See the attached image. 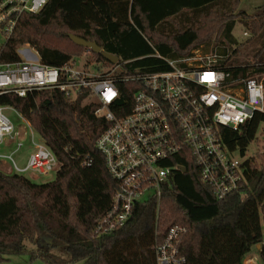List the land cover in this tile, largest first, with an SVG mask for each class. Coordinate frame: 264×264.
I'll return each instance as SVG.
<instances>
[{"label":"trees","instance_id":"obj_1","mask_svg":"<svg viewBox=\"0 0 264 264\" xmlns=\"http://www.w3.org/2000/svg\"><path fill=\"white\" fill-rule=\"evenodd\" d=\"M240 1L165 0L162 14L153 15L146 0H49L39 14L18 17L0 45V60L19 62L18 49L29 46L48 66L60 67L83 54L109 66L99 54L73 44L69 39L73 35L95 41L101 51L117 56V64L128 72L153 69L157 55L178 59L197 49L210 52L205 47L224 43L229 50L214 51L221 56L217 67L227 75L226 84L260 80L264 61H232L237 52L232 31L240 22L264 40V0L253 15L236 10ZM116 87L118 98L110 110L125 115L138 85L118 80ZM86 97L84 93L70 100L55 89L23 98L0 96V105L26 119L58 163L54 179L43 184L0 172V261L28 254L45 264H156L154 244L161 243L172 226L186 230L178 249L185 264L196 263L202 242L209 264H242L256 246L264 261L263 233L253 234L240 226L251 202L264 226V154L242 163L244 181L239 192L222 200L202 182L189 153L178 154L168 160L178 168L162 186L158 214L155 200L137 203L123 226L97 235L96 223L109 210L117 183L95 147L107 125L94 115L95 104L83 103ZM262 123L264 113H256L238 130L220 128L223 146L244 156ZM240 193L245 197L240 198ZM27 244L34 250H28Z\"/></svg>","mask_w":264,"mask_h":264},{"label":"built area","instance_id":"obj_2","mask_svg":"<svg viewBox=\"0 0 264 264\" xmlns=\"http://www.w3.org/2000/svg\"><path fill=\"white\" fill-rule=\"evenodd\" d=\"M48 1L0 0L1 32L9 36L20 15L35 16ZM31 50L36 56L33 60H0V96L13 94L23 98L34 91L55 89L75 100L86 93L83 103L95 104L94 115L107 125L95 147L117 188L109 210L96 223L97 235L123 226L137 203L155 200L158 214L162 186L178 168L168 164V160L181 153H189L202 182L217 200L239 192L244 181L242 163L248 158L237 151H227L220 128L238 130L250 123L256 113H264L263 79L226 84L227 75L217 67L221 56L201 49L178 59L157 55L153 69L135 68L128 72L117 63L104 66L85 55L52 67L40 61L35 48ZM118 80L138 85L130 111L120 116L110 110L118 98ZM6 109L21 118L25 130L14 126L3 113ZM7 142L14 143L15 151L26 142L33 148L22 168L11 154L0 155L9 160L13 174L56 172V158L28 121L13 108L0 105V146ZM244 197L240 193V198ZM185 233V228L179 226L167 230L163 241L153 247L156 264H185V257L178 252Z\"/></svg>","mask_w":264,"mask_h":264},{"label":"rangeland","instance_id":"obj_3","mask_svg":"<svg viewBox=\"0 0 264 264\" xmlns=\"http://www.w3.org/2000/svg\"><path fill=\"white\" fill-rule=\"evenodd\" d=\"M139 1V0H138ZM148 3V10L150 13L162 14V10L165 9L166 3L165 0H146ZM262 4V0H241L239 5H237L236 10H242L248 15H253L257 8ZM246 32L247 36H243V33ZM232 36L236 42L233 46V49H237V52L232 57V61L235 63L239 62H247L248 64H254L255 61H264V40H261L258 36H253L240 22H237L233 31ZM6 36L0 30V45L5 42ZM217 50H229L226 44L222 43L220 45H216V47L209 46V48L205 47V51H214ZM18 56L22 61L26 59H34V52L31 50L29 46H23L17 51ZM87 57H90L89 54H83ZM82 55V56H83ZM36 57V56H35ZM78 61H83L79 59ZM79 63V62H77ZM264 80V76L261 77ZM3 113L10 119V121L14 124V126L23 131L25 130V125L23 124L21 118H18L17 115L11 110L6 109ZM33 152V148L29 142H26L25 145L15 151V145L13 142H7L0 146V155H10L12 159L16 162L17 166L20 168L25 166L27 157L29 154ZM264 154V123L260 124L256 137L254 141L248 146L245 157L251 158L260 156ZM0 172L3 174H11L13 170L10 169V162L7 159L0 158ZM25 178L32 181L35 184H43L51 182L54 179L55 172L48 173L47 175H39L32 172H26L23 174ZM252 220V221H251ZM251 221V222H250ZM240 226L242 228H246V230H252L253 234H261L264 233L263 226V217L260 215L258 208L255 206L253 202L249 203L246 206L244 213L242 214L240 220ZM224 235H221L222 237ZM233 236H231L232 241H234ZM28 250H34L33 246L27 244ZM230 250V253H233V250L230 249L232 246L226 247ZM258 255L259 263L264 264V261L259 257V252H255ZM232 255L230 256V258ZM209 260L206 256V243L202 242L200 245L199 253L196 258L197 264H209ZM195 263V264H196ZM0 264H45L37 257H33L32 259L28 254L17 255L9 257L3 261H0Z\"/></svg>","mask_w":264,"mask_h":264},{"label":"water","instance_id":"obj_4","mask_svg":"<svg viewBox=\"0 0 264 264\" xmlns=\"http://www.w3.org/2000/svg\"><path fill=\"white\" fill-rule=\"evenodd\" d=\"M69 39L76 46L82 47L92 54H99L109 64H116L119 61V58L117 56L101 51L100 47L96 44L95 41H86L73 35H69Z\"/></svg>","mask_w":264,"mask_h":264},{"label":"crops","instance_id":"obj_5","mask_svg":"<svg viewBox=\"0 0 264 264\" xmlns=\"http://www.w3.org/2000/svg\"><path fill=\"white\" fill-rule=\"evenodd\" d=\"M262 248L264 251V245H262ZM256 251H259V246H256L251 250V252L243 259L242 264H260L258 255L255 253Z\"/></svg>","mask_w":264,"mask_h":264}]
</instances>
